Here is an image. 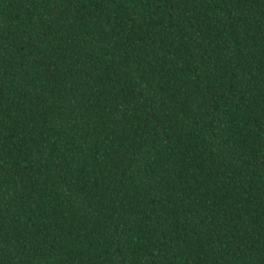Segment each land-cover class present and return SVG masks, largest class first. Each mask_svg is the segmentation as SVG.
Wrapping results in <instances>:
<instances>
[{
    "label": "trees",
    "instance_id": "16d2710c",
    "mask_svg": "<svg viewBox=\"0 0 264 264\" xmlns=\"http://www.w3.org/2000/svg\"><path fill=\"white\" fill-rule=\"evenodd\" d=\"M0 264H264V0H0Z\"/></svg>",
    "mask_w": 264,
    "mask_h": 264
}]
</instances>
